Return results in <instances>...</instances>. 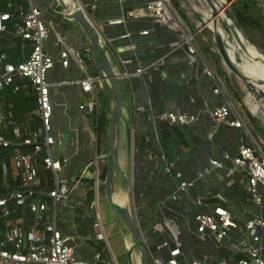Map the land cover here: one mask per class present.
Returning <instances> with one entry per match:
<instances>
[{
    "label": "crops",
    "instance_id": "crops-1",
    "mask_svg": "<svg viewBox=\"0 0 264 264\" xmlns=\"http://www.w3.org/2000/svg\"><path fill=\"white\" fill-rule=\"evenodd\" d=\"M146 1L127 0L123 6L128 8ZM218 1L221 3L220 17L226 29L218 24L217 30L225 41L228 40L229 47L234 40L233 29L256 48L254 52L248 49L247 52L259 55L258 58L264 62V0ZM31 2L40 9L41 19L53 25V30L43 42L45 51L55 58L54 65L47 72L53 106L51 133L56 139L52 154L66 159L59 176L72 185L71 193L57 205V226L64 234L73 237L76 256L89 264L114 261L116 264H141L143 256L140 249L105 196L102 173L108 163V137L104 133L97 136L92 127V115L78 108L85 96L80 81L86 76L99 78L100 108L108 107L110 118L114 102L111 88L103 79L100 68L94 65L88 38L78 22L60 14L63 10L61 2L69 4L70 0ZM82 2L94 5L87 9V17L98 31L100 42L110 50L109 61L116 73L120 75L124 70L133 72L137 67L145 69L126 84L120 79L122 103L115 128V169L111 193L115 208L127 209L132 215L148 264H156L155 259H158V264H167L173 244V235L165 224L169 220L175 222L179 229L177 239L181 243V253L176 257L178 264H189L191 259L203 255L211 263L223 260L227 264H238L241 253L235 249L233 239L239 238L242 233L233 231V239L217 240L209 234L199 238L194 232V214L209 212L217 204L227 205L240 222L244 217L256 215L258 210L252 195L246 190V178L240 171L226 175L224 170L215 168L209 174L197 175L210 157H219L223 153L234 155L240 143L249 142L241 127L215 124L211 111L223 104L224 97L213 92L215 85L201 65L188 64L186 50L175 46V32L149 19H129L125 23L109 24L122 12L117 0ZM169 3L179 16L181 26L195 34L202 56L237 108L243 99L241 87L238 77L226 68L216 50L209 25L211 7L204 0H169ZM234 3L241 5L240 9L246 14L240 24L224 11V8L231 10ZM58 16L76 25L64 29L58 26ZM143 30L148 32L142 34ZM125 32L130 36L120 38ZM254 33L256 40L252 38ZM58 36L63 43L58 41ZM64 45L78 52L81 63L73 59L68 61L67 66L60 63L59 51ZM238 53L236 61L243 72L255 76L242 68L241 53ZM101 55L99 51V59ZM246 91L251 93L252 90L246 86ZM5 99L2 100L4 107ZM245 103L246 113L239 111L249 134L260 141L263 148L264 121L258 119L246 98ZM163 112L192 113L196 119L185 125L171 124L158 120V115ZM25 120L18 118L22 124ZM29 125L36 128L32 122ZM176 158L177 165H173ZM95 159L99 163L101 181L97 208L92 204L94 181L89 186L87 182L90 171L95 170ZM177 172L181 173L180 178L176 176ZM181 180H191L192 185L181 190ZM174 194L176 198H173ZM262 194L264 198V187ZM198 199L200 205L196 203ZM96 213L99 214L107 243L96 236L98 229L93 226ZM19 222L26 226L23 219ZM260 234L264 245V231ZM164 240L167 244L162 245Z\"/></svg>",
    "mask_w": 264,
    "mask_h": 264
},
{
    "label": "built area",
    "instance_id": "built-area-1",
    "mask_svg": "<svg viewBox=\"0 0 264 264\" xmlns=\"http://www.w3.org/2000/svg\"><path fill=\"white\" fill-rule=\"evenodd\" d=\"M7 7L12 6L10 0H0ZM122 8L119 18L109 21V24H121L126 20L149 19L154 23L164 25L175 32L177 37L175 46L183 47L187 52L190 66L201 65L204 73L214 83L213 92L224 97L222 105L211 111L215 124L225 123L230 126L241 127L249 142L239 144L234 155L223 153L221 156L210 157L207 165L199 169L197 175L209 174L215 168L231 175L240 171L246 178V190L252 195L258 210L256 215L244 217L240 222L234 216L232 209L227 205L217 204L209 212H197L193 216L195 222L194 232L200 238L206 234L212 235L217 240L233 239L232 232L238 231L239 238H234V247L241 253L238 264H264V245L260 232L264 231V150L260 141H256L249 134L244 117L235 108L224 90L223 83L210 67L195 40V34L185 30L180 24V18L171 7L169 0H148L143 4L124 7L127 0H117ZM91 3L82 0H70L60 13L71 12L72 7L80 9L87 15V9L93 7ZM15 13L19 21L15 24L13 35L31 43L28 56L19 62H12L5 52H0V167L2 185L8 186L10 179L16 181L17 187L7 191L0 197V264H89L78 258L74 251L73 237L64 234L56 223L57 205L65 200L71 193L72 185L67 179H61L59 173L66 162L65 158L52 154V148L56 144L52 131L53 106L50 98L51 85L47 81V72L54 65L55 58L45 51L43 42L53 30V25L46 24L41 19V11L34 6L31 0H21L15 5ZM12 18L9 11L0 10V35L5 33L8 20ZM148 31H141L146 34ZM128 32L120 38H128ZM58 41L63 43L58 36ZM24 55V51L21 52ZM70 59L81 63L78 52L67 45L59 51V61L67 66ZM145 71L137 67L133 72L124 70L119 75L126 84L131 77L141 75ZM84 99L78 105L80 111L88 114L95 113L100 108L99 88L101 80L92 76H86L80 81ZM12 93L22 91L24 95L33 90L36 95V107L30 115L39 119V126L32 128L31 117H27L24 124L10 109L3 106L1 93L4 90ZM196 119V115L187 112H163L158 115V120L168 121L171 124H188ZM14 146L10 158L1 155V152ZM24 148L29 150L24 151ZM176 158L173 165H177ZM10 161V162H9ZM37 161H40L44 169L50 170L53 177V186L47 187L37 169ZM10 163V164H9ZM94 184L95 196L92 204L98 206V190L100 178L98 176L99 163L94 160ZM11 165V166H10ZM172 165V166H173ZM166 169H169L168 167ZM181 177V173H176ZM192 185V181L181 180L179 188ZM176 194L173 198H176ZM14 201L18 206H26L33 213V223L30 227L23 226L16 219L11 221L8 216L10 210L7 204ZM200 205L199 199L196 202ZM170 230L173 244L169 249L167 264H178L177 256L181 253V243L177 239L178 225L172 220L166 221ZM93 226L98 229L96 236L107 243L103 232V226L96 213ZM161 229V226L158 227ZM260 231V232H259ZM167 244L164 240L162 243ZM154 262L158 264V259ZM116 264V262L107 263ZM189 264H227L223 260L211 263L207 256L193 258Z\"/></svg>",
    "mask_w": 264,
    "mask_h": 264
},
{
    "label": "water",
    "instance_id": "water-1",
    "mask_svg": "<svg viewBox=\"0 0 264 264\" xmlns=\"http://www.w3.org/2000/svg\"><path fill=\"white\" fill-rule=\"evenodd\" d=\"M204 1L211 7L209 25L214 37L216 50L219 56L221 57L223 64L232 74H234L236 77H238V79L243 81L250 90L254 91V93L257 96L264 97V90L255 89L257 84L264 85V78L254 79V77L249 76L243 72V70L236 61L237 54L234 57L230 55L231 48L229 47V44L227 43V41H225L221 33L217 30L218 24L222 25L224 29H226L225 22L220 17L221 3H219L218 0H204ZM69 4L68 3L65 4L61 2L62 9L67 7V5ZM224 11L229 14V11L226 8H224ZM60 14L64 18L74 19L78 22V25L80 26V28L88 38L94 65L100 68V73L102 74L103 79H105L108 82L111 88L114 102L108 124L109 157H108L107 168L103 181L105 196L109 206L124 222L125 226L127 227L132 237L133 242L140 249V252L142 253L143 256V261L141 264H148L146 255L141 247V243L135 228L132 215L127 209H120V210L116 209L112 200L111 181L115 169V144H114L115 128H116V123L119 119L121 103H122V92H121V83L119 80V75L113 69L109 61L110 50L108 49L107 46H105L100 42L98 31L91 24L90 20L85 15V13H83V11H81L80 9L77 8L75 9V7H72L71 12L60 13ZM232 33L236 38H238L237 35L238 33L235 30L232 29ZM99 51L102 53L101 59L98 58Z\"/></svg>",
    "mask_w": 264,
    "mask_h": 264
},
{
    "label": "trees",
    "instance_id": "trees-1",
    "mask_svg": "<svg viewBox=\"0 0 264 264\" xmlns=\"http://www.w3.org/2000/svg\"><path fill=\"white\" fill-rule=\"evenodd\" d=\"M10 1L12 2L11 7H7L4 2L0 1V10L9 11L12 14V18L8 20V22L6 23L7 28L5 33L0 35V52H5L9 56V59L12 62H19L23 59V56L24 57L28 56L29 51L31 49V43L27 40H23L13 35L15 24L19 21V18L15 13V5L20 3L21 0H10ZM240 8L241 5L239 6L236 3H234L231 7V10H229V15L233 18V20L236 21L237 24H240L241 20L246 18L245 17L246 14L242 12ZM58 26L62 27V23H60ZM22 51H24V55L21 53ZM1 95L6 97L5 107L8 108L7 107L9 106L8 104L11 103L10 109L15 114V116L19 118L20 121L24 120L29 116L31 117L32 124L36 127L39 126V119L34 115H30L31 111L36 107V95L33 90H30L28 95H24L22 91L12 93L10 90L7 89L2 91ZM238 98H240V95ZM109 111L110 110L108 109V107L107 109L106 107L104 108L101 107L100 110H97V112L95 111V113L91 114L92 125H93L92 127L95 133L97 134V136H102V134L104 133L108 137L109 116L107 115V113ZM107 146L109 147L108 144ZM13 148L14 146L4 149L1 152V155L6 156V158L7 157L10 158V154ZM26 150L29 149L24 148V151ZM107 154H108V150H107ZM37 169L39 174L43 177L42 179L44 184L47 187H52L53 177L51 171L44 169L40 161H37ZM105 170L102 173L103 179L105 177ZM90 172H91V176L89 179H87L88 186L92 185L94 181V170L92 169ZM16 184L17 183L15 180L10 179L8 186L4 187L2 185L1 167H0V197L4 196L7 193V191L16 188L17 187ZM7 207L10 210V214L8 218L11 221L22 218L24 220V224H26V227L27 225L28 226L31 225V223L33 222V213L30 211L28 207L18 206L15 204L14 201L9 202L7 204ZM0 213H1V209H0Z\"/></svg>",
    "mask_w": 264,
    "mask_h": 264
},
{
    "label": "bare ground",
    "instance_id": "bare-ground-1",
    "mask_svg": "<svg viewBox=\"0 0 264 264\" xmlns=\"http://www.w3.org/2000/svg\"><path fill=\"white\" fill-rule=\"evenodd\" d=\"M237 35H238V38L234 36L233 38L234 40L233 41L231 40L230 42V45L232 46L230 49L231 56L234 57L237 54V52H240L241 53L240 60H242L240 61V65L242 66V68L248 73L255 75V76H252L254 77V79L264 78L260 75V73L264 72V62L258 58L259 55L254 56V55H251L249 52H247V49L254 52L256 48L250 43H247L244 37L242 36V34L238 33ZM255 89L264 90V85L257 84ZM246 99L248 103L250 104L249 106L253 107L252 109L254 110V112L256 111V113L259 112L261 114H264L263 113L264 111L262 110L261 105L259 104V102L255 101L256 99L254 100L253 95L251 93H247Z\"/></svg>",
    "mask_w": 264,
    "mask_h": 264
},
{
    "label": "rangeland",
    "instance_id": "rangeland-1",
    "mask_svg": "<svg viewBox=\"0 0 264 264\" xmlns=\"http://www.w3.org/2000/svg\"><path fill=\"white\" fill-rule=\"evenodd\" d=\"M58 17H60V16H58ZM57 20H58L59 23H62V27L64 29H66L68 27H73L74 25H76L75 22H72V21L70 22V21L64 20L61 17L60 18H57ZM252 38H253V40H256L255 33L252 34ZM237 57H239V53L237 54ZM260 75L262 77H264V72L260 73ZM237 81L240 84L241 89L240 88L239 89H240V92H241V97L243 98L242 99V102H240L241 104L240 105L237 104V109L240 110L242 113H243V111L246 113L245 110H246L247 104L245 103V98H246L245 96H246V94H247L248 91H246V86H245L246 84L243 81H240L238 79H237ZM251 94L253 95L254 100L256 99L255 101L259 102V104L261 105L262 110H263V107H264V98L257 96L253 91H251ZM1 98L4 101L5 97L3 95H1ZM256 115H258V119H262L264 121V114L256 113Z\"/></svg>",
    "mask_w": 264,
    "mask_h": 264
}]
</instances>
